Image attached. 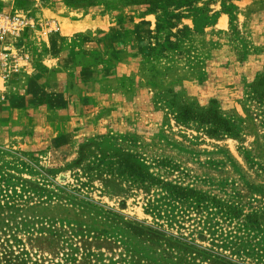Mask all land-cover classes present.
<instances>
[{"label":"rangeland","instance_id":"obj_1","mask_svg":"<svg viewBox=\"0 0 264 264\" xmlns=\"http://www.w3.org/2000/svg\"><path fill=\"white\" fill-rule=\"evenodd\" d=\"M234 11L0 0L34 23L0 38V264H264V7ZM129 43L146 62L123 69L152 93L68 139L63 78L89 83Z\"/></svg>","mask_w":264,"mask_h":264},{"label":"crops","instance_id":"obj_2","mask_svg":"<svg viewBox=\"0 0 264 264\" xmlns=\"http://www.w3.org/2000/svg\"><path fill=\"white\" fill-rule=\"evenodd\" d=\"M229 1L235 5L234 12L239 17L264 7V0ZM215 12L217 20L213 27L227 28L230 22L229 14L220 8H217ZM212 16L214 14H208L207 18H212ZM88 19L89 16L75 21L85 24ZM221 20L226 21L225 26L221 25ZM125 49V53L117 58L105 57L100 62V66L104 68L101 71L105 70L106 73H101L99 77L90 79L87 84H81L78 81H74L76 85L67 84L66 78H63V83L58 87L67 98V104L56 110L50 109V113H64V117L58 118L57 123H54L58 130L61 129L60 132L65 130L68 139L109 131L115 126V120L122 113L121 110L124 106L133 103L139 96L147 94L146 92L152 93L151 86L142 83L140 77L134 76L133 79L130 69H123L136 63H139L140 66L141 63L145 64L146 62L144 58L135 53V47L132 44L125 45ZM110 67H116V70L112 68L111 71ZM101 114H104V117L100 118ZM53 119L51 120L54 121ZM70 142L68 147L72 148Z\"/></svg>","mask_w":264,"mask_h":264},{"label":"built area","instance_id":"obj_3","mask_svg":"<svg viewBox=\"0 0 264 264\" xmlns=\"http://www.w3.org/2000/svg\"><path fill=\"white\" fill-rule=\"evenodd\" d=\"M25 24L32 26L34 23L32 20H26V16L21 14L0 15V38L8 33L19 34ZM5 57H8L7 54H0V66L6 65L7 59Z\"/></svg>","mask_w":264,"mask_h":264},{"label":"trees","instance_id":"obj_4","mask_svg":"<svg viewBox=\"0 0 264 264\" xmlns=\"http://www.w3.org/2000/svg\"><path fill=\"white\" fill-rule=\"evenodd\" d=\"M170 92V91H169ZM182 113H183V115H184V117H186V118H188L189 116V114H188V111H187V109H184L183 111H182Z\"/></svg>","mask_w":264,"mask_h":264}]
</instances>
